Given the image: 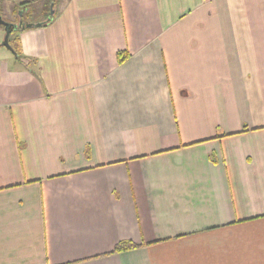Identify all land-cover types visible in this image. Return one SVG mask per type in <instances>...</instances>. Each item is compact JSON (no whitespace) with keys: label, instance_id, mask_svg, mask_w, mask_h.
<instances>
[{"label":"crops","instance_id":"obj_1","mask_svg":"<svg viewBox=\"0 0 264 264\" xmlns=\"http://www.w3.org/2000/svg\"><path fill=\"white\" fill-rule=\"evenodd\" d=\"M10 1L0 264H264V0Z\"/></svg>","mask_w":264,"mask_h":264},{"label":"trees","instance_id":"obj_2","mask_svg":"<svg viewBox=\"0 0 264 264\" xmlns=\"http://www.w3.org/2000/svg\"><path fill=\"white\" fill-rule=\"evenodd\" d=\"M31 4H32V1H25V2L19 3V4H17L16 10L17 9H21L22 10V13H23L22 16L24 18L26 12H28V14L30 13L29 10H28V8L30 7ZM52 9L55 10V6H53ZM54 14H55V12H54ZM54 14H50L51 19L53 18ZM23 18H21V16H20L17 22L18 23H22V25H23L22 27L24 28L26 26H25V24L23 22ZM7 21L12 22V21H16V20H14V19H7ZM16 31L17 30H15V29L12 30V32L10 34L9 41H10V44H11L12 49L14 51V54L17 56L18 59H20V58H22L20 49L17 47L16 41L12 37V36H14V34H15ZM127 56H128V54L125 53V52H119L118 53V58H119V61L120 62H122ZM133 247H136V245L133 244V243H131V242L125 241V242H121V243L117 244V246L115 247V250L114 251L115 252H120V251H124V250L131 249Z\"/></svg>","mask_w":264,"mask_h":264},{"label":"rangeland","instance_id":"obj_3","mask_svg":"<svg viewBox=\"0 0 264 264\" xmlns=\"http://www.w3.org/2000/svg\"><path fill=\"white\" fill-rule=\"evenodd\" d=\"M16 7H17L16 2H12L10 0H0V16H2L5 20L7 19L18 20L20 15L22 14V10L21 9L16 10ZM36 9L37 8H34V10ZM35 13L36 12H33L32 14H28V12H26L23 18L24 24H29V23H33L34 21H37L38 17H35ZM0 29L4 32V36H5V27L3 25H0Z\"/></svg>","mask_w":264,"mask_h":264},{"label":"water","instance_id":"obj_4","mask_svg":"<svg viewBox=\"0 0 264 264\" xmlns=\"http://www.w3.org/2000/svg\"><path fill=\"white\" fill-rule=\"evenodd\" d=\"M54 12H55V10L51 9V14H54ZM50 20H51V17H49L47 20L39 22V23L25 24V26L26 27L42 26ZM0 25H3L5 27V36H4V39L2 41V44L13 51L12 46H11L10 41H9L10 34H11L13 29L17 30V29H19V27H22L23 25H22V23L16 24L13 22H9V21L5 20L2 16H0Z\"/></svg>","mask_w":264,"mask_h":264}]
</instances>
